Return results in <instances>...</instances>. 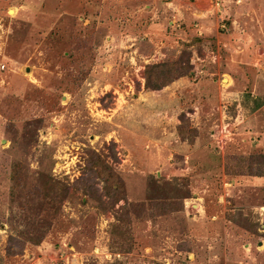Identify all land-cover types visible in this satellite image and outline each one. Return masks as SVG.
I'll list each match as a JSON object with an SVG mask.
<instances>
[{"label": "rangeland", "instance_id": "1", "mask_svg": "<svg viewBox=\"0 0 264 264\" xmlns=\"http://www.w3.org/2000/svg\"><path fill=\"white\" fill-rule=\"evenodd\" d=\"M260 153L264 0H0V264H264Z\"/></svg>", "mask_w": 264, "mask_h": 264}, {"label": "trees", "instance_id": "2", "mask_svg": "<svg viewBox=\"0 0 264 264\" xmlns=\"http://www.w3.org/2000/svg\"><path fill=\"white\" fill-rule=\"evenodd\" d=\"M155 88H157V85L152 87L153 90ZM257 108H258V106H254V108H252L251 111H254ZM93 155L95 156V158L99 157L98 154H96V153H94ZM247 160H248L249 164L251 165L252 173L250 175L254 176V177H257L259 179H262L263 184H264V153L253 154V155L249 156L247 158ZM95 164H97V165L99 164L98 161H96V159H94L93 162H90V166L91 167H93ZM102 165L105 166V164L103 162H102ZM14 177H15V179H17L16 183L20 184L21 180L18 179L17 174H14ZM40 181H41V185L44 186L43 195H44L45 201H49L48 199H50V202L53 201L54 205L57 202H60V199L63 197L64 194L68 193L67 192L68 191L67 186L60 185L59 182H52V180L50 178L46 177V176L44 177L43 175H41ZM157 188H159V186ZM159 189L155 190L157 193H155V191L154 192L151 191V193L152 194H154V193L155 194H162V196H165V197H163V199L161 200L160 203L152 204V206H158L159 210H170V209L172 210L173 209L172 206H174L175 203H173V200H170V199H168L166 197L167 193L164 191V189H160V190ZM34 190L37 193L41 192V189L39 187H35ZM173 190H174L175 193H179L176 190V188H174ZM110 192H111V194H108V196L112 198V200H111L112 207L115 204L117 205L120 201L125 200V195L121 194L122 192H119V190H115L114 192L110 191ZM162 196H160V197H162ZM157 198H158V196H157ZM129 209H132L133 211H135V213H138V211L140 210L141 211V215H142L143 213H145L148 210V207H146V205L144 203H138V204H136V203H132V204L125 203V205L120 207V209L115 213V218L118 221L121 220L120 217H119V212L123 211L124 213H126ZM125 215H127V214H125Z\"/></svg>", "mask_w": 264, "mask_h": 264}]
</instances>
